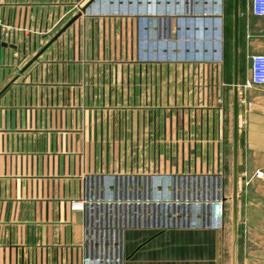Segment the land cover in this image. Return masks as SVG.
I'll return each instance as SVG.
<instances>
[{
  "label": "crops",
  "instance_id": "0c3cea01",
  "mask_svg": "<svg viewBox=\"0 0 264 264\" xmlns=\"http://www.w3.org/2000/svg\"><path fill=\"white\" fill-rule=\"evenodd\" d=\"M213 2L195 20L193 0H0V264H231V231L194 205L227 152L232 170L234 0ZM250 2L237 0L236 261L264 264V86H245L264 17ZM195 40L176 51L194 63H167Z\"/></svg>",
  "mask_w": 264,
  "mask_h": 264
},
{
  "label": "built area",
  "instance_id": "2783aa9c",
  "mask_svg": "<svg viewBox=\"0 0 264 264\" xmlns=\"http://www.w3.org/2000/svg\"><path fill=\"white\" fill-rule=\"evenodd\" d=\"M216 2H213L217 4L220 0H213ZM193 14L195 17V20L198 18H202L203 11L202 8L204 6V0H193ZM250 8L251 12L256 17H264V0H251L250 2ZM7 35V34H6ZM253 85L256 86H264V54H256L251 56L250 58V80L246 83V87L249 88ZM246 105L249 107L250 103L247 102ZM193 176V177H192ZM189 177L185 176L183 178V181H188L190 184L195 182L194 179L196 178V175H192ZM213 183H209V187L211 185V192L213 193L208 199H205L201 201V199L195 200V206L198 208V210L202 208H207L208 211V217H209V224L208 226L211 229L215 230H222L223 229V222H224V210H225V200L222 193L221 188V181H222V175L219 173L214 177ZM198 181V180H197ZM210 193V188L209 191ZM70 207L72 210L81 211L85 207V201L82 199H77L71 201ZM202 207V208H201ZM200 212V211H199ZM200 225L199 222H186L183 223L182 226L190 228V227H198ZM89 258L83 259V264H90ZM97 264V263H94Z\"/></svg>",
  "mask_w": 264,
  "mask_h": 264
},
{
  "label": "water",
  "instance_id": "95a60500",
  "mask_svg": "<svg viewBox=\"0 0 264 264\" xmlns=\"http://www.w3.org/2000/svg\"><path fill=\"white\" fill-rule=\"evenodd\" d=\"M83 9L81 10V12ZM80 13L74 16L57 34L43 47L40 55L53 41H55L75 20ZM233 109H232V170H231V264H237V198H238V170H237V133H238V94H237V58H238V9L237 0H234L233 14ZM224 200H226L224 198Z\"/></svg>",
  "mask_w": 264,
  "mask_h": 264
},
{
  "label": "rangeland",
  "instance_id": "374dc122",
  "mask_svg": "<svg viewBox=\"0 0 264 264\" xmlns=\"http://www.w3.org/2000/svg\"><path fill=\"white\" fill-rule=\"evenodd\" d=\"M195 44H196V40L194 42L193 41H190V42L187 41L186 43H184V47L169 46L168 50H171L172 52H170V54H169L167 63H180V62L181 63H189V64L194 63V62H191V60H194L193 58H190V56L186 57V55L188 53H189L188 55H190L193 52H187V54L185 53L186 55L183 54L182 57H179V54H176L177 53L176 51H178L179 49H188L190 51H194ZM191 160H193L195 162L194 158ZM141 161H142V169L141 170H143V168H144L143 166L146 163V162L144 163V161H148V160H141ZM187 161L189 162L190 160H187ZM158 162H159L158 169L160 168L159 166L161 165V169L165 170V166H164V164H162L163 160H158ZM225 162H226V170H222V176H223V182H224L223 193H224V198L226 199L223 225L225 223L226 232L229 235L230 231H231V200H230V197H231V156H230V152H227ZM187 170H194V169H192V161L189 162V166H187Z\"/></svg>",
  "mask_w": 264,
  "mask_h": 264
}]
</instances>
